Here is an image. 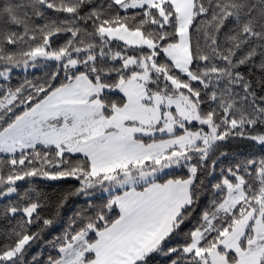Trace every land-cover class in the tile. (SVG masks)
Returning <instances> with one entry per match:
<instances>
[{"label":"snow or ice","instance_id":"6c2138e0","mask_svg":"<svg viewBox=\"0 0 264 264\" xmlns=\"http://www.w3.org/2000/svg\"><path fill=\"white\" fill-rule=\"evenodd\" d=\"M0 264H264V0H0Z\"/></svg>","mask_w":264,"mask_h":264}]
</instances>
